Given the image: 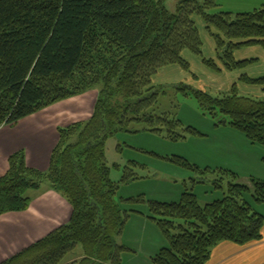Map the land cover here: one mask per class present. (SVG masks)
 Instances as JSON below:
<instances>
[{"label":"trees","instance_id":"trees-1","mask_svg":"<svg viewBox=\"0 0 264 264\" xmlns=\"http://www.w3.org/2000/svg\"><path fill=\"white\" fill-rule=\"evenodd\" d=\"M164 1L0 0V128L102 86L84 124L58 129L46 170L28 168L21 150L9 156L7 171L0 175V217L27 211L28 193L44 184L69 202L72 214L66 224L1 264H121V255L131 249L118 246L115 237L130 213L144 214L125 211L122 216L113 200L118 184L105 165V140L133 121L169 126L161 117L140 114L156 102L152 79L158 71L172 65L188 68L184 50L201 57L194 16L204 20L209 32L218 31L211 35L229 71L254 61L235 62L236 50H264V4L246 13L210 14L217 9L215 0H184L175 12ZM203 62L215 68L212 61ZM240 80L264 93V76ZM229 90L193 95L202 109L218 110L251 144L264 147V100L239 95L235 85ZM132 179L127 169L121 184ZM250 183L230 182L223 199L204 207L191 192L178 202L150 201L146 218L169 244L154 264H206L221 242L243 247L259 241L264 218L246 197L253 190L252 200L262 203L264 181ZM78 247L80 256L65 263Z\"/></svg>","mask_w":264,"mask_h":264},{"label":"rangeland","instance_id":"rangeland-1","mask_svg":"<svg viewBox=\"0 0 264 264\" xmlns=\"http://www.w3.org/2000/svg\"><path fill=\"white\" fill-rule=\"evenodd\" d=\"M183 1L165 0L164 5L170 12H175L176 6ZM215 2L217 9L211 10L210 14L223 11L244 13L264 4V0ZM193 20L202 43L201 57L184 50L181 56L188 68L172 65L158 71L152 79L154 90L158 92L156 102L140 114L161 117L170 122L169 126H150L146 122L133 121L122 125V131L105 140V165L109 168L110 180L118 184L113 200L120 206L122 216L125 211L144 214L130 213L122 232L115 237L118 246L131 249V252L121 255V264H154L155 256L169 246L164 233L146 218L150 201L178 202L183 193L191 192L197 196L199 206L204 207L223 199L230 182L251 186L250 179L264 181V147L251 144L241 131L228 124V117L218 110L209 112L202 109L193 95V91L203 90L217 96L235 85L239 95L264 100L261 88L247 86L240 80L241 76H264V50L261 46L236 50L233 53L235 62L254 61L229 71L218 57L211 35L218 31L212 28L209 32L204 20L198 16ZM203 59L212 61L215 68L207 66ZM101 88L100 85L94 90L97 92ZM86 120L78 122L84 124ZM127 169L134 179L122 185ZM231 172L236 174V178ZM45 186L47 184L42 187ZM251 196H254L253 190L246 199L254 212L264 218V201L254 202ZM129 200L137 201L131 203ZM81 252L78 247L66 257L65 263L80 256Z\"/></svg>","mask_w":264,"mask_h":264},{"label":"crops","instance_id":"crops-1","mask_svg":"<svg viewBox=\"0 0 264 264\" xmlns=\"http://www.w3.org/2000/svg\"><path fill=\"white\" fill-rule=\"evenodd\" d=\"M97 95L95 91H87L27 116L14 126L1 127L0 175L7 171L9 156L20 150L26 156L28 168L46 170L58 141V129L88 120ZM28 197L31 206L27 211L0 217V264L66 224L72 214L69 202L49 186L30 191ZM262 229L259 241L243 247L221 242L211 251L206 264H264V227Z\"/></svg>","mask_w":264,"mask_h":264}]
</instances>
